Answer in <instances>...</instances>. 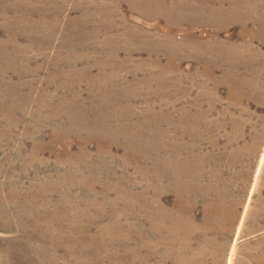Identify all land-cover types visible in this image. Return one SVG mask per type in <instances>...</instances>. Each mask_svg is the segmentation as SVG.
Returning a JSON list of instances; mask_svg holds the SVG:
<instances>
[{
    "label": "rangeland",
    "instance_id": "obj_1",
    "mask_svg": "<svg viewBox=\"0 0 264 264\" xmlns=\"http://www.w3.org/2000/svg\"><path fill=\"white\" fill-rule=\"evenodd\" d=\"M201 1L0 0V264H179L183 180L193 190L209 174L236 217L223 234L224 214L204 216L202 260L222 242L220 264H260L244 254L264 250V134L251 156L243 146L264 106L229 105L247 122L232 148L185 135L187 88L202 89ZM236 25L220 38L236 41Z\"/></svg>",
    "mask_w": 264,
    "mask_h": 264
},
{
    "label": "bare ground",
    "instance_id": "obj_2",
    "mask_svg": "<svg viewBox=\"0 0 264 264\" xmlns=\"http://www.w3.org/2000/svg\"><path fill=\"white\" fill-rule=\"evenodd\" d=\"M198 8L199 26L204 34L199 38L195 52L197 53V59L200 64L199 69L201 73H199L198 76L201 79L200 85L202 86L200 87L202 89L197 87L201 89V93L193 95L190 87L187 88L185 95L187 100V109H185L187 113H185L186 118L184 121L185 135H188L191 139H197L198 144L204 142L207 145L213 146V143H215L218 147L219 140L223 139L225 142L224 146L232 148L231 146L236 143L235 141L241 140V133H244L243 130L246 128L247 122L245 121L246 118L242 115L237 116L235 113L229 114V112H231L229 105L237 107L240 104V100L244 97L248 100H257L260 105L264 106V62L260 59V57H262L261 50L253 45L254 40L264 44V0H202ZM256 9L257 11H261L262 15L260 18L253 19L250 14L253 11L255 13ZM234 25L239 27L237 31V40H222L219 35L220 31L222 29L229 31ZM239 40L240 45L238 46L237 42ZM246 41H248L249 44L246 43ZM190 50L193 51L194 47H190ZM187 79H189V77ZM219 86H224L226 88L225 101L228 104L223 111L227 114L223 112L221 114L223 128L219 127V119L217 118L220 110H216V104L220 99L217 94ZM202 101H206V104H208L206 105V109H203L201 104ZM212 114H214L212 119H207L211 118L210 116H212ZM259 122L255 123L248 120L250 141L249 144L246 143L247 145L245 144L243 146L245 149H248L247 156H251L255 153V149H257L263 138L264 126ZM231 137L232 139L233 137L238 138L234 141ZM187 157L185 156V158ZM237 157L238 156H236V158ZM262 163H264V150L260 155L258 167ZM246 174L247 170L245 168L240 171V175L243 176V179ZM203 175L207 177V174ZM208 176H210L209 179L211 180L208 182L209 184H202L203 186L201 187V184L198 182L193 190L194 183L191 181V183L187 184L183 180V215L187 216L189 224L184 226L183 254L179 258V264H205L201 256H205L206 249L204 245L199 242L201 235L204 236L202 233L207 231L206 219L204 216L210 215V218L218 214L219 211L221 212L220 214H224L222 217L223 225L220 223L222 226L217 230L219 233L222 231L223 234L229 229L233 219L236 217V208L232 201L228 204L224 202L226 200L223 199V195H221L219 199L212 196L213 192H219L218 181L216 176L212 177L210 174ZM212 185L215 187L214 190L212 189ZM211 190L213 192H211ZM195 196L200 197V199L194 201V198H196ZM222 201L225 203L224 206H221ZM196 207L200 210L201 215H203L200 224H198L199 222L197 224L194 222L191 223V218H189L191 217V212L187 211L194 208L196 209ZM185 208L187 210H185ZM214 222L219 224L216 220ZM208 227H210V225ZM195 231H199L201 234L197 232L200 236L197 235V239L193 240L194 235L192 234H194L193 232ZM222 247V242L216 244L215 249L217 253H215V255L217 258L214 259L211 264L221 263L218 259L222 257ZM244 255L246 259H251L260 264L264 263V250H261L259 247L253 250H247ZM195 256L198 258L200 257L199 262L198 260L194 261ZM140 262L143 263L142 261ZM144 263L146 264L145 261ZM228 264H232L231 256Z\"/></svg>",
    "mask_w": 264,
    "mask_h": 264
}]
</instances>
